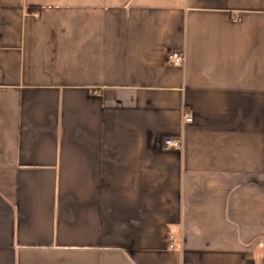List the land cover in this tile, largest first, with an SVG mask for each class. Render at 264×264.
<instances>
[{"label": "crops", "instance_id": "0c3cea01", "mask_svg": "<svg viewBox=\"0 0 264 264\" xmlns=\"http://www.w3.org/2000/svg\"><path fill=\"white\" fill-rule=\"evenodd\" d=\"M0 264H264V0H0Z\"/></svg>", "mask_w": 264, "mask_h": 264}, {"label": "built area", "instance_id": "2783aa9c", "mask_svg": "<svg viewBox=\"0 0 264 264\" xmlns=\"http://www.w3.org/2000/svg\"><path fill=\"white\" fill-rule=\"evenodd\" d=\"M167 61L171 62L173 65L182 66L184 64V55L179 52H169L166 55ZM184 119L186 121L191 120L188 115H185ZM163 146L166 150H181L182 149V140L175 137H165L163 140ZM170 247H173V242L169 244Z\"/></svg>", "mask_w": 264, "mask_h": 264}, {"label": "trees", "instance_id": "16d2710c", "mask_svg": "<svg viewBox=\"0 0 264 264\" xmlns=\"http://www.w3.org/2000/svg\"><path fill=\"white\" fill-rule=\"evenodd\" d=\"M33 9L37 8V7H32ZM31 7L28 8V10H33Z\"/></svg>", "mask_w": 264, "mask_h": 264}]
</instances>
